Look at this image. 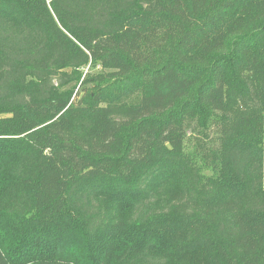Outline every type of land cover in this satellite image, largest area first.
Segmentation results:
<instances>
[{
    "label": "trees",
    "instance_id": "trees-1",
    "mask_svg": "<svg viewBox=\"0 0 264 264\" xmlns=\"http://www.w3.org/2000/svg\"><path fill=\"white\" fill-rule=\"evenodd\" d=\"M0 264H264V0H0Z\"/></svg>",
    "mask_w": 264,
    "mask_h": 264
},
{
    "label": "rangeland",
    "instance_id": "rangeland-1",
    "mask_svg": "<svg viewBox=\"0 0 264 264\" xmlns=\"http://www.w3.org/2000/svg\"><path fill=\"white\" fill-rule=\"evenodd\" d=\"M87 68L88 67H85V69H84V72L87 70ZM91 73L92 74H95L96 72H98V71H100L97 67H93V68H91ZM209 172V170H205V173H208Z\"/></svg>",
    "mask_w": 264,
    "mask_h": 264
}]
</instances>
